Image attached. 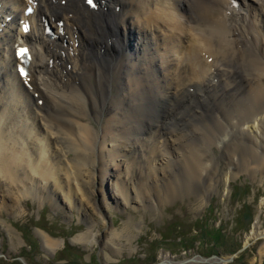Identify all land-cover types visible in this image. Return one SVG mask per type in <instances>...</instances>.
I'll return each mask as SVG.
<instances>
[{
	"label": "bare ground",
	"instance_id": "1",
	"mask_svg": "<svg viewBox=\"0 0 264 264\" xmlns=\"http://www.w3.org/2000/svg\"><path fill=\"white\" fill-rule=\"evenodd\" d=\"M1 1L21 20L30 0ZM35 1L30 34L23 35L21 25L0 34V207L38 183L52 202L59 196L70 209H83L95 194L103 204L113 198L120 207H153L154 194L165 201L173 184L167 178L178 176L177 166L200 176L216 160L212 147L214 136L225 133L222 126L209 133L203 112L184 119L178 111L191 89L202 104L207 102L198 91L217 84L226 85L231 96L237 85L244 86L248 106H233L226 115L243 137L240 143L249 140L256 156L255 163L240 164L243 171L264 175V0H98L97 9L85 0ZM43 19L57 39L45 34ZM19 42L31 48L28 76L17 70ZM243 61L245 75L234 65ZM74 103L85 110L83 116H59L63 106L76 110ZM205 105L197 109L211 110ZM172 118L186 130L171 129ZM204 147L211 154L207 159ZM230 158L227 179L239 173ZM125 230L106 229L104 244L131 240V226ZM40 235L48 249L60 246ZM94 238L92 228L81 241Z\"/></svg>",
	"mask_w": 264,
	"mask_h": 264
},
{
	"label": "rangeland",
	"instance_id": "2",
	"mask_svg": "<svg viewBox=\"0 0 264 264\" xmlns=\"http://www.w3.org/2000/svg\"><path fill=\"white\" fill-rule=\"evenodd\" d=\"M234 65L240 66L239 74L249 73L245 61L240 64L235 62ZM217 86L208 91L204 89L203 93L198 91L203 101L207 102L202 104L198 96L192 95V89L191 95L187 94L180 105L183 109L178 111L184 115V119L203 112L204 127L209 133L213 132L210 128L222 131L216 126L217 123L224 129V135L214 136L216 145L212 147V154H216V160L212 165L218 163L215 177L212 176V165L208 167L211 173L202 172L200 176L189 170L184 174L187 170L185 166H177L178 176L167 178L168 182H173L169 185V195L162 197L165 201H159L154 194L156 200L150 208L120 207L113 198L105 205L101 195L95 194L91 203H84L83 209H70L59 196L58 202H52L50 191L40 190L38 183L25 195L15 196L9 206L0 207V264H157L165 260V255L174 260L169 264H178L195 256L212 255L223 259L234 256L233 261L221 264H264V175L259 173L255 176L243 171L245 168L240 164L246 159L255 163L256 156L249 151V140L240 143L243 137L233 129L226 115L233 106L237 109L240 105L248 106L250 99L245 94L244 86L237 85L235 96L225 92L226 85ZM112 93L115 95L116 89ZM74 104L76 110L71 111L63 106L59 116L69 119L74 112H78L77 116H83L81 110L84 109ZM205 104L211 110L197 109L199 106L205 108ZM90 120L99 130L100 125L94 114ZM169 122L171 129L174 127L178 132L186 130L184 122L173 123V118ZM42 128L48 135L45 127ZM49 137L57 149L55 139ZM204 151L203 159L211 156L208 148L204 147ZM231 152H234L233 155ZM230 155L236 163L234 169L239 173L227 179L225 171ZM110 184L106 187L109 193L112 188ZM148 184L153 185L152 180ZM162 185V194H165L167 185ZM0 187L4 188L1 179ZM42 194L44 197L41 200L46 198L42 202L34 197ZM128 224L131 226V240H119V246L111 241H107L108 245L104 244L106 229L116 228L121 232ZM258 224L260 228L257 231ZM219 227L224 235L215 238L216 241L208 237L209 231L214 228L218 230ZM92 228L94 241H81V236L89 234ZM40 232L46 233L60 246L54 250L48 249ZM66 239L69 251H62V241ZM187 264L210 263L195 261Z\"/></svg>",
	"mask_w": 264,
	"mask_h": 264
},
{
	"label": "water",
	"instance_id": "3",
	"mask_svg": "<svg viewBox=\"0 0 264 264\" xmlns=\"http://www.w3.org/2000/svg\"><path fill=\"white\" fill-rule=\"evenodd\" d=\"M234 260V256L228 258V259H223L221 257H218L217 255H212L211 257H202V256H198V257H192L190 259L184 260L182 262H179L178 264H187L190 262H195L198 261L199 263H217V264H221V263H225V262H231ZM157 264H165L164 262H160Z\"/></svg>",
	"mask_w": 264,
	"mask_h": 264
},
{
	"label": "trees",
	"instance_id": "4",
	"mask_svg": "<svg viewBox=\"0 0 264 264\" xmlns=\"http://www.w3.org/2000/svg\"><path fill=\"white\" fill-rule=\"evenodd\" d=\"M214 231H216V234L214 233ZM207 235H208V237L210 236V237H212L213 240L216 241L215 238L219 239L218 237H219V236H222V235H224V234H223V232H222V230H221L220 228H219L218 230H216V229L214 228L212 231H209ZM241 247H242V246H241ZM241 247L237 248V251H238Z\"/></svg>",
	"mask_w": 264,
	"mask_h": 264
},
{
	"label": "snow or ice",
	"instance_id": "5",
	"mask_svg": "<svg viewBox=\"0 0 264 264\" xmlns=\"http://www.w3.org/2000/svg\"><path fill=\"white\" fill-rule=\"evenodd\" d=\"M89 2L91 3V2H92V0H89ZM21 72H23V70H21Z\"/></svg>",
	"mask_w": 264,
	"mask_h": 264
}]
</instances>
